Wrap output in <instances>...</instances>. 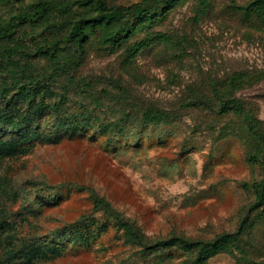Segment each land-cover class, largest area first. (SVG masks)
I'll list each match as a JSON object with an SVG mask.
<instances>
[{"label":"rangeland","instance_id":"rangeland-1","mask_svg":"<svg viewBox=\"0 0 264 264\" xmlns=\"http://www.w3.org/2000/svg\"><path fill=\"white\" fill-rule=\"evenodd\" d=\"M41 1L0 0V24ZM50 1L0 35V264H264V202L247 186L264 181L253 0H180L119 44L109 30L138 18Z\"/></svg>","mask_w":264,"mask_h":264},{"label":"trees","instance_id":"trees-1","mask_svg":"<svg viewBox=\"0 0 264 264\" xmlns=\"http://www.w3.org/2000/svg\"><path fill=\"white\" fill-rule=\"evenodd\" d=\"M80 4L86 5L92 2V0H78ZM180 0H143L140 3L132 4L129 6L120 5V6H108L104 1H97L98 12L101 16L108 15L106 19V24H111L114 20L117 21L119 18H128V17H136L138 18L134 21V24L130 27L125 28H115L110 29L111 40L114 43L127 42L132 36L137 35L143 30L148 31L152 26H154L158 21H160L163 17H165L171 9L175 6V4ZM55 7L54 2L50 0L39 2L33 9V11L29 12H20L16 16H14L13 21L8 22L7 24H0V35H7L12 33L13 30L23 24L28 20H37L41 19L44 16L48 15L53 8ZM245 11V16L247 21L250 23L259 26L264 30V0H253L248 5L243 8ZM106 17V16H105ZM111 18V19H110ZM121 20V19H119ZM122 21V20H121ZM131 21V20H130ZM94 22L98 24H105V21L102 18H96ZM88 23L85 19H81L76 22L75 27L73 28L71 37H76L79 40H83L86 36L85 24ZM133 23V21H132ZM158 37V38H157ZM163 35L159 34V36L155 35L154 37L149 38L150 40H143L136 44L137 49H141L145 46H150V41H154L156 38L160 39ZM156 39V40H157ZM225 108L229 109H237V112H240L241 108H238L237 105H228L226 103L224 105ZM242 111V110H241ZM152 117L154 119H160L162 117L161 114H153ZM254 118L247 116L246 120L250 124V128L252 131L256 130V124L253 120ZM253 161L259 162L256 157L252 158ZM259 192V198L264 202V181L260 184H252L247 185ZM128 230L130 233L134 235L136 239H140V235L136 232L133 225H128ZM223 241L228 243L227 236H223ZM220 249V243H213L211 247V251H217ZM208 257L205 256L204 259Z\"/></svg>","mask_w":264,"mask_h":264}]
</instances>
